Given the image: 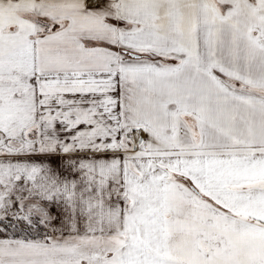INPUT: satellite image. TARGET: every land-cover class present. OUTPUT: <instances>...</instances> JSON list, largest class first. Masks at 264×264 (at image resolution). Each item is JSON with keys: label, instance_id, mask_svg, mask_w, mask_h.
I'll use <instances>...</instances> for the list:
<instances>
[{"label": "snow or ice", "instance_id": "6c2138e0", "mask_svg": "<svg viewBox=\"0 0 264 264\" xmlns=\"http://www.w3.org/2000/svg\"><path fill=\"white\" fill-rule=\"evenodd\" d=\"M0 264H264V0H0Z\"/></svg>", "mask_w": 264, "mask_h": 264}]
</instances>
